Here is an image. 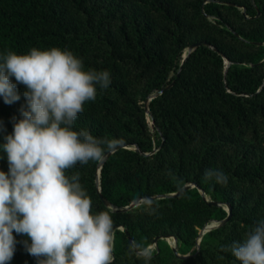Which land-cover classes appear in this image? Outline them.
Here are the masks:
<instances>
[{
    "label": "trees",
    "instance_id": "trees-1",
    "mask_svg": "<svg viewBox=\"0 0 264 264\" xmlns=\"http://www.w3.org/2000/svg\"><path fill=\"white\" fill-rule=\"evenodd\" d=\"M198 41L218 51L200 45L182 62ZM34 47L68 49L84 70L110 72V86L84 104L74 130L106 139L104 153L127 147L102 163L100 192L99 161L78 163L67 174H80L93 214L111 209L113 264H239L222 247L264 220V0H0V55ZM24 91L19 84L20 100L11 105L0 98L9 134ZM0 156L7 172L2 148ZM209 169L222 170L227 184L206 179ZM188 183L208 200L196 186L177 193ZM133 201L139 203L117 210ZM226 203L229 219L204 232L197 247L200 229L227 216ZM166 235L176 236L177 252L189 256L175 254L171 237L153 243ZM134 242L153 249L151 260L138 255ZM9 264L37 262L17 243Z\"/></svg>",
    "mask_w": 264,
    "mask_h": 264
},
{
    "label": "clouds",
    "instance_id": "clouds-1",
    "mask_svg": "<svg viewBox=\"0 0 264 264\" xmlns=\"http://www.w3.org/2000/svg\"><path fill=\"white\" fill-rule=\"evenodd\" d=\"M19 84L25 86L20 118L13 117L10 134L0 121V148L8 162V171L0 170V264H9L17 243L37 264H113L111 209L93 214L80 174H67L78 163L102 160L109 145L88 130H74V124L98 89L110 86V72L84 70L83 59L68 49L34 47L27 54L0 55L5 104L20 100ZM205 178L228 182L222 170H206ZM13 232L29 239L17 241ZM133 247L151 260L150 246ZM222 250L239 264H264V220Z\"/></svg>",
    "mask_w": 264,
    "mask_h": 264
},
{
    "label": "water",
    "instance_id": "water-1",
    "mask_svg": "<svg viewBox=\"0 0 264 264\" xmlns=\"http://www.w3.org/2000/svg\"><path fill=\"white\" fill-rule=\"evenodd\" d=\"M200 45H207V46L211 47L212 49H214L215 51H218L215 47L211 46L209 43H207V42H205V41H198V42H195V43L190 44V45L187 47V53H184V54H183L182 62L185 60V58L187 57V55H188L192 50H194L196 47H198V46H200ZM223 57H224V59H225V67H227L228 64H229L230 62H229L228 58H226L224 55H223ZM170 85H171V83H170L169 85H166V86L163 87V88H160V89L156 90L154 93H152V94L148 97V99H151V98H153L154 96H156V95L162 93L163 90H165L166 88H168ZM145 110H146L147 113H149V109H148V106H147V103H146V102H145ZM152 122H153V120H152ZM125 147H127V145H125V144H118V145L113 146V147L110 148L106 153H104L103 159L99 161V163H98V168H97V171H96V183H97V189H98V192H100V186H99V175H100V167H101L102 163H103L104 160H105V159H106L111 153H113L115 150H117V149H119V148H125ZM134 149L138 150V148H137L136 146H134ZM192 186H196V187H198L196 183H188V184H185V185H184V186H183V187H182L177 193H179V192H181V191H183V190H186V189H188V188H190V187H192ZM198 189H199V191L201 192V194H202V196H203V199L208 200L207 197H206V195H205V193H204V191H203L200 187H198ZM177 193H176V192H175V193H171V195H176ZM100 195H101V194H100ZM159 196H166V195H165V194H163V195H155V196H153L152 198H154V197L157 198V197H159ZM101 198H102V201L104 202V204H105L106 206H111L110 202H109L106 198H104V197H102V196H101ZM208 202H209V201H208ZM138 203H139L138 201H133V202H131L129 205H126V206H124V207L118 208L117 210H121V209H122V210H127V209H129V208H131V207H133V206H136ZM210 203L217 204V205H221L220 203H217V202H215V201H210ZM225 208H226V210L228 211V214H227V216H226L225 218H223V219L220 220V221H212L211 223L206 224L203 228L200 229V231H199V236H198V238H197V247L199 246V242H200L201 236H202V234H203L204 232H206L207 230H210V229L213 228V227H216V226L222 225V224H224L225 222H227V220L229 219V217H230V215H231V206H230V204H229V203H226ZM116 227H117V226H114V227H113V230H114V228H116ZM162 237H165V238H169V237H171V238L173 239L174 244H173V247H172V248H173V251L175 252V254H176L177 256H179V257H187V256H189V253H187V254H185V255H180V254L177 252V250H176V241H177V237H176V236H169V235H166V236H156V237L154 238V240H153V243L156 244L157 240H158L159 238H162Z\"/></svg>",
    "mask_w": 264,
    "mask_h": 264
},
{
    "label": "rangeland",
    "instance_id": "rangeland-1",
    "mask_svg": "<svg viewBox=\"0 0 264 264\" xmlns=\"http://www.w3.org/2000/svg\"><path fill=\"white\" fill-rule=\"evenodd\" d=\"M146 103L148 104V102L146 101ZM148 106V105H147ZM147 115H149V113H147ZM149 119V118H148ZM149 124H152V121L149 119Z\"/></svg>",
    "mask_w": 264,
    "mask_h": 264
}]
</instances>
